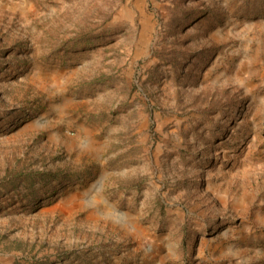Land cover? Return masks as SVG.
Listing matches in <instances>:
<instances>
[{"label": "rangeland", "instance_id": "1", "mask_svg": "<svg viewBox=\"0 0 264 264\" xmlns=\"http://www.w3.org/2000/svg\"><path fill=\"white\" fill-rule=\"evenodd\" d=\"M0 264H264V0H0Z\"/></svg>", "mask_w": 264, "mask_h": 264}]
</instances>
